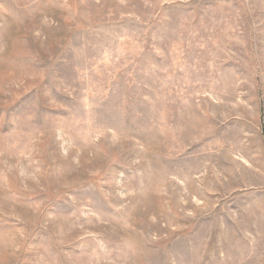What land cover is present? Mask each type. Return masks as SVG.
Returning a JSON list of instances; mask_svg holds the SVG:
<instances>
[{"label":"rangeland","instance_id":"1","mask_svg":"<svg viewBox=\"0 0 264 264\" xmlns=\"http://www.w3.org/2000/svg\"><path fill=\"white\" fill-rule=\"evenodd\" d=\"M0 264H264V0H0Z\"/></svg>","mask_w":264,"mask_h":264}]
</instances>
